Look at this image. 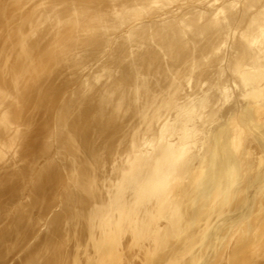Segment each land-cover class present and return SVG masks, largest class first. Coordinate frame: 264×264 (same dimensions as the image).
<instances>
[{
  "label": "bare ground",
  "instance_id": "1",
  "mask_svg": "<svg viewBox=\"0 0 264 264\" xmlns=\"http://www.w3.org/2000/svg\"><path fill=\"white\" fill-rule=\"evenodd\" d=\"M14 255L264 264V0H0Z\"/></svg>",
  "mask_w": 264,
  "mask_h": 264
},
{
  "label": "rangeland",
  "instance_id": "2",
  "mask_svg": "<svg viewBox=\"0 0 264 264\" xmlns=\"http://www.w3.org/2000/svg\"><path fill=\"white\" fill-rule=\"evenodd\" d=\"M37 7H38V8H37ZM37 7H36V9H38V10L35 11V14L37 13L36 15L41 14V12L44 10V7L41 6V5H40V7H41V9L43 8V10L39 9V8H40L39 6H37ZM40 11H41V12H40ZM30 37H31L30 34H28V38H30ZM66 73H68V72L66 71ZM66 73L64 72L63 74H61L60 76H62V77H59V76H58L57 79H58V78H59V79H58V81H56L57 79H55V82H58L57 84H60V82H61V83L64 82V81H65V76H66L67 78L69 77V76H68L69 73H68V74H66ZM63 75H64V77H63ZM67 78H66V80H67ZM25 247H26V246H24V249H25ZM22 249H23V248H22ZM22 249H21V250H22ZM24 249H23V250H24ZM20 252H21V251H20ZM20 252H17V253L19 254ZM22 252H23V251H22ZM22 252H21V253H22ZM21 253H20L18 256H20ZM15 256H17V255L11 256V257H13L14 259L11 258V257H9V258L6 260V262H5L4 264H9V263H10V264H13V263L16 261V259H17V258L15 259ZM10 258H11V259H10ZM9 261H11L12 263L9 262ZM8 262H9V263H8Z\"/></svg>",
  "mask_w": 264,
  "mask_h": 264
}]
</instances>
